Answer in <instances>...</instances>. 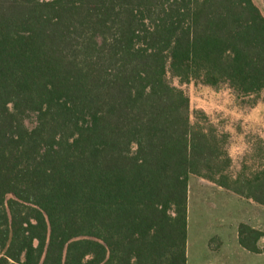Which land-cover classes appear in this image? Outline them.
<instances>
[{
  "label": "trees",
  "instance_id": "16d2710c",
  "mask_svg": "<svg viewBox=\"0 0 264 264\" xmlns=\"http://www.w3.org/2000/svg\"><path fill=\"white\" fill-rule=\"evenodd\" d=\"M169 74L256 106L263 11L0 0V264H187L191 176L264 207L263 145L237 165L231 134L202 110L192 122ZM238 232L263 252L264 231Z\"/></svg>",
  "mask_w": 264,
  "mask_h": 264
},
{
  "label": "rangeland",
  "instance_id": "374dc122",
  "mask_svg": "<svg viewBox=\"0 0 264 264\" xmlns=\"http://www.w3.org/2000/svg\"><path fill=\"white\" fill-rule=\"evenodd\" d=\"M254 1L264 12V0ZM168 78L189 96L192 122L195 111L202 110L211 121L231 134L230 152L237 165L243 154L253 150L257 142L264 147V94L257 98L259 103L252 106L254 98L240 99L228 89L214 90L195 83L182 84L170 74ZM27 125L33 127L34 118L28 119ZM245 222L262 223L264 227V207L205 179L190 177L189 264L212 263L206 247L208 242L213 249L224 242L225 252L230 254L229 258H224L225 264H257L259 260L261 264L264 263V256L243 253L240 247L239 225ZM260 245L264 246L262 240ZM236 247L241 248L239 252Z\"/></svg>",
  "mask_w": 264,
  "mask_h": 264
},
{
  "label": "crops",
  "instance_id": "0c3cea01",
  "mask_svg": "<svg viewBox=\"0 0 264 264\" xmlns=\"http://www.w3.org/2000/svg\"><path fill=\"white\" fill-rule=\"evenodd\" d=\"M261 9V8H260ZM262 10V9H261ZM264 13V12H263ZM244 199V198H243ZM247 200V199H246ZM251 201V200H249ZM253 202V201H252ZM255 203V202H254ZM246 223V222H245ZM248 224V223H246ZM249 225L253 226L254 228H257L259 230H262L264 231V227L262 226V223H250ZM238 239H239V234H238ZM262 242H264V238L261 239ZM260 240V242H261ZM260 242H259V245H260ZM240 243V242H239ZM261 246V245H260ZM188 247H189V228H188V242H187V264H189V251H188ZM206 247L209 249V252H210V261H212L211 264H225V259L224 258H229L230 257V254L225 252V244L224 242H222L221 244H219V247L216 248V249H213L209 246V242L206 244ZM239 247V246H238ZM236 247L235 249L238 251V249H241V248H238ZM240 247H242V251H244L243 253H253V252H250L248 251L247 249H245L241 244H240ZM261 248H264V246H261ZM239 252V251H238ZM255 255H257V257H263L264 256V250L263 252L261 253H253ZM244 255V254H243ZM248 255V254H247ZM261 259V258H259ZM258 261V260H257ZM204 264H210V263H204ZM257 264H261L260 260L257 262ZM264 264V263H262Z\"/></svg>",
  "mask_w": 264,
  "mask_h": 264
}]
</instances>
